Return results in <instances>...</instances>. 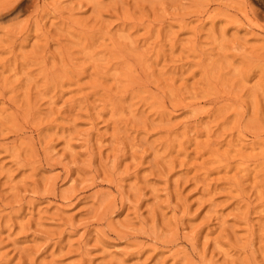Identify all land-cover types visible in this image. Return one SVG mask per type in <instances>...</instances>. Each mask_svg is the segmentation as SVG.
<instances>
[{
    "label": "rangeland",
    "instance_id": "374dc122",
    "mask_svg": "<svg viewBox=\"0 0 264 264\" xmlns=\"http://www.w3.org/2000/svg\"><path fill=\"white\" fill-rule=\"evenodd\" d=\"M0 264H264V0H0Z\"/></svg>",
    "mask_w": 264,
    "mask_h": 264
}]
</instances>
